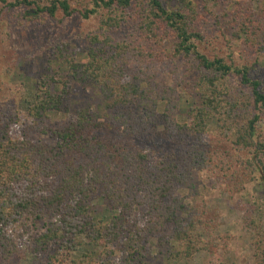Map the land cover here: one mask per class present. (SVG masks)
<instances>
[{
    "label": "trees",
    "instance_id": "obj_1",
    "mask_svg": "<svg viewBox=\"0 0 264 264\" xmlns=\"http://www.w3.org/2000/svg\"><path fill=\"white\" fill-rule=\"evenodd\" d=\"M208 3L223 9L220 19L211 16L216 32L230 25L233 38L264 57V0H0V17L103 16L105 30L100 37L79 35L89 46L78 60L66 44L56 47L35 80L26 117L6 120L0 109V264H22L21 239L35 264H148L153 242L177 245L173 260L209 248L211 226L196 200L186 205L176 193L201 170L205 155L198 149L211 130L253 149L264 186V137L257 134L264 59L249 64L204 53ZM119 29L124 38L112 37ZM163 42L172 45L168 58L157 50ZM177 61L196 75L200 92L198 106L186 112L189 122L181 124ZM159 65L168 67L172 87L156 80ZM76 87L88 89L89 99L71 100ZM52 112L68 120L51 126ZM162 143L173 147H153ZM155 152L163 158L150 170ZM100 194L104 206L95 204Z\"/></svg>",
    "mask_w": 264,
    "mask_h": 264
},
{
    "label": "rangeland",
    "instance_id": "obj_2",
    "mask_svg": "<svg viewBox=\"0 0 264 264\" xmlns=\"http://www.w3.org/2000/svg\"><path fill=\"white\" fill-rule=\"evenodd\" d=\"M81 1L86 3L89 0H79ZM208 6L211 7L208 15L210 21L204 26L208 31L206 33L204 29L203 32L206 37L204 53L208 56L232 55L237 62L244 60L249 64L256 58L259 61L264 59L262 56L259 58V54L254 56V51L246 49L241 41L233 38L230 25L223 33L216 32L218 25L211 16L214 14L220 19L223 9L214 3H208ZM102 17H92L88 21L80 18L66 21L62 16L56 19L43 16L37 21L29 22L17 17L16 13H4L0 17V109L6 113V120L9 119L8 116L26 117L28 106L35 101V80L46 73L48 59H54L51 54L56 47L66 44V49L74 54L75 59H80L89 44L79 35L91 32L100 37L105 33L100 24ZM210 22L214 25L211 31L207 29ZM124 34L125 31L119 29L112 32V37L122 39ZM157 46V50L163 51V57L171 55V43L163 42ZM175 68L179 74V85L174 81L178 86L175 98L179 104L177 119L181 124L189 122L186 112L198 106L200 92L193 83L196 75L188 72L183 62L177 61ZM168 71V67L159 65L156 80L164 81L172 87L173 79ZM59 72L66 74L64 69ZM260 72L264 73V68ZM89 97L88 89L76 87L71 100L77 103ZM163 108L164 103L160 102V115ZM66 119L68 120L65 114L52 112L48 123L55 127ZM159 128L162 130L160 125ZM257 134L264 137V117L259 122ZM215 135L219 137L217 132L211 130L203 137L204 145L198 149L205 155L201 170H194L188 186L180 188L176 193L177 197L184 198L186 205H192V198L196 200L199 212L204 214L202 218L211 226L208 229L210 247L201 248L189 259L173 260L169 254L176 249L180 250L177 245L157 248L153 242L148 264H264V186L260 183L262 173L257 169L253 149H242L234 144L233 139H221ZM157 146L153 147L164 151L173 147L163 143ZM162 155L158 152L149 155L150 170L163 158ZM99 196L95 204L101 201L104 206V200L101 199L103 194ZM137 209L139 213L146 211L143 206ZM204 238L206 240L205 236ZM18 245L26 254L22 264H35L25 241L21 239ZM83 249L84 246H81L76 254L80 256Z\"/></svg>",
    "mask_w": 264,
    "mask_h": 264
}]
</instances>
